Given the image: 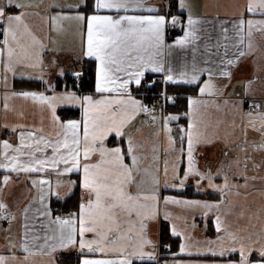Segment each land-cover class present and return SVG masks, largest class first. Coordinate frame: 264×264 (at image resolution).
Listing matches in <instances>:
<instances>
[{
    "label": "snow or ice",
    "instance_id": "obj_1",
    "mask_svg": "<svg viewBox=\"0 0 264 264\" xmlns=\"http://www.w3.org/2000/svg\"><path fill=\"white\" fill-rule=\"evenodd\" d=\"M29 7L23 0H0V67L13 75L17 66L44 71L45 52L59 51L48 46L56 44L51 34L38 35L29 25ZM47 7L42 19L49 33L59 35L72 24L80 54L69 68L52 60L49 70L57 69V83L40 76L45 91L3 96L5 113L11 110L9 100L19 97L48 113L50 125L46 132L43 117L39 127L3 125L17 138V143L0 140V221H9V231L17 217L9 211L5 192L14 178L25 177L36 193L22 209L19 241L6 237L10 254H0V264H18L17 248L26 254L25 261L37 253L52 257L71 248L79 254L78 264H161L158 249H171V244H158L150 231L153 224L164 222L171 236L179 238L180 254L210 257L195 264H264V207L237 214L230 199L240 196L242 188L254 187L258 177L249 171L264 167V99L254 97L259 77L241 82L243 95L227 91L234 69L254 50V30L264 32V0H245L235 17L217 18L215 24L195 17L189 0L162 5L148 0H53ZM177 26L183 35L168 43L167 29ZM174 49L184 54L179 66L171 60ZM86 63L91 64V82L85 76ZM0 80L8 87L6 75ZM59 83L63 91H57ZM61 105L78 107L80 118L61 119ZM209 106L218 114L214 120L206 111ZM157 120L159 131L167 134L169 158L153 173L140 168L141 145L134 132L137 122ZM215 144L222 145L221 158L200 167L199 148ZM141 171L150 176L147 190L143 179L137 180ZM50 173L78 174V181H69L82 192L74 212L53 215L51 196L59 199L60 193ZM190 181L197 191L211 190L218 198H185L182 193ZM62 183L57 180L55 188ZM260 197L264 204V188ZM169 205L198 212L206 228L211 218L215 237L193 240L187 229L196 227L195 217L190 226L180 228ZM245 216L247 226L237 227Z\"/></svg>",
    "mask_w": 264,
    "mask_h": 264
},
{
    "label": "crops",
    "instance_id": "obj_2",
    "mask_svg": "<svg viewBox=\"0 0 264 264\" xmlns=\"http://www.w3.org/2000/svg\"><path fill=\"white\" fill-rule=\"evenodd\" d=\"M23 2L27 4H31V7L26 9L31 15L27 18V22L33 28V30L41 36H46L51 34L52 38L56 41V44L53 45L51 43L48 44L49 48L57 47L59 49L58 52H45L44 54V71H41L40 68H31L24 66H17L16 73L13 75L11 72H5L2 67H0V76L6 75L8 77L7 84L8 87L4 86V82L0 80V140L9 139L12 143H17L16 134L11 133L9 128L3 127L5 123L9 125L23 123L29 126L35 125L37 127L41 126V119L43 117V126L45 127L46 132L49 129L50 125V115L48 113H41L39 107L31 101H25L19 97H13L9 100V104L11 105V110L7 113L4 112L2 106L3 96L6 92L12 91H45L47 85L44 81L39 79L40 76H44L45 81H50L51 83H57V69L52 67L49 70V66L53 59H56L63 65L65 68L71 67V62L75 57L79 56V36L75 32V28L72 24H66V29L63 33L57 35L56 33H49L48 24L42 19L45 17L48 12V5L53 2V0H23ZM58 3H75V0H56ZM149 3H155L158 5H162L166 3V0H148ZM191 5L192 13L195 17L204 18L207 20L213 21L215 24L217 18L220 20H224L226 18H233L237 15L238 9L245 3V0H189ZM175 13V9L173 10ZM259 18V17H257ZM186 22V21H185ZM205 28L212 30V26L205 25ZM218 34V24H216V30L212 31V35L215 38ZM183 35V32L180 30V34L170 37L168 31L166 35V40L168 43H172L178 36ZM2 39V36H0ZM204 42V37L202 35L201 41L199 43ZM253 43V51L251 54L246 55L241 59L240 65L238 68L234 69V79L232 84L228 88V93H239L243 95V86L242 81L253 79L254 76H258L256 84L254 85V97L259 101L264 99V32L254 30L252 36ZM184 58V54L179 49H174L171 57L172 62L179 66L181 61ZM89 63L83 65V68L88 66ZM31 77V79H29ZM206 78V77H205ZM63 79V78H61ZM25 81H34L38 82L39 85L37 88H31L26 84H21L20 82ZM20 83V84H19ZM57 91H63V83H59L57 87ZM46 94H51L50 92ZM207 99L212 100V97H208ZM222 99V98H221ZM247 107V106H246ZM69 111H79L78 107L61 105L57 108V114L63 118L65 114ZM206 111L210 114L211 119L216 118L215 109L212 106H209ZM23 112V118H21L18 113ZM80 118V117H79ZM74 118V119H79ZM73 119V118H66ZM181 123H185L184 120H181ZM136 128L138 131L134 132L136 137V141L141 145L138 148V153L140 154V168L145 169L148 168L151 172L155 173L157 168L163 167V162L165 159L169 158V153L165 151L169 148V143L167 141V135L160 130V121L157 120L156 123H141L137 122ZM175 132V127L173 128ZM221 147L220 144L215 145H207L201 146L198 152V160L200 167H204L208 163H212L213 165L221 158ZM257 161L261 160L260 156L256 157ZM251 169V165H249ZM2 174V173H0ZM50 178L52 184L54 186V190L60 193V198L57 199L56 195L53 194L51 196V206L53 200H65L68 196H70L74 189L78 186H73L69 183V181H78V174H70L65 176H56L54 173H50ZM249 175H256L258 178L254 181V187H249L247 190L241 189L240 196H231L230 199L237 204V214L240 211H245L248 214L257 213L260 211L264 204H262V200L260 197V189L264 188V167H262L259 171L253 172L249 171ZM163 180V177H161ZM143 179L144 184L143 187L145 190L151 187L150 176L146 175L142 171L137 174V180L140 181ZM62 180L63 183L57 189L55 188L56 181ZM220 181H217L219 183ZM190 186L187 187L183 192L190 191L191 188L194 189L195 192H199L205 195H215L214 198L208 199H217V195L212 193L211 190H200L194 186V182L190 181ZM242 183V181H241ZM31 189V190H30ZM135 190V186L133 187ZM245 192L250 193L251 195L245 196ZM36 189L31 188V185L25 181V177L21 176L19 181H15L8 187L5 192V198L9 203V211L14 213L17 219L11 223V229H9V221L2 220L0 221V254L9 255L8 251V240L6 237L11 238L13 240L19 241V237L22 233V222H23V207L28 204L32 197L35 195ZM169 194V193H165ZM176 194V193H171ZM188 199H192L190 197H185ZM200 200H205V198H200ZM33 204L35 202L33 201ZM169 211L173 214L174 218H178L175 220L176 224L180 228H184L185 225H191L193 223V217H195L196 227H188V233L192 236L193 240L203 241L205 239H213L215 237V231L212 227L211 218H209L208 227H205V222L200 218L199 213H192L190 210L169 205ZM68 213H62L60 210L53 212V215H67ZM43 220V218H40ZM235 219V217L233 218ZM253 224H257V220L255 218L252 219ZM248 224L247 216L241 217L239 223L236 225L237 227H245ZM39 227V224L37 225ZM151 238L156 241L158 244L160 243V224H153L150 231ZM177 238V237H176ZM15 251V255L18 257V264H61L59 261V257L61 255L67 256H78V252L76 249H68L63 251H57L53 254L52 257L47 255H40L37 253L36 255L29 256L28 260L25 261V253H23L18 248ZM159 257H160V248ZM210 259V257L196 256V255H187L180 254L179 248L177 255H171L167 261L169 264H172L173 260H182L185 264H195L196 261ZM164 261V260H163ZM161 260V264H163ZM139 264V262H137Z\"/></svg>",
    "mask_w": 264,
    "mask_h": 264
},
{
    "label": "trees",
    "instance_id": "obj_3",
    "mask_svg": "<svg viewBox=\"0 0 264 264\" xmlns=\"http://www.w3.org/2000/svg\"><path fill=\"white\" fill-rule=\"evenodd\" d=\"M85 71V76L91 82L92 80V75H91V64L89 63L88 66L84 68ZM21 84H26L30 86L31 88H37L39 83L34 82V81H25V82H20ZM19 83V84H20ZM80 117V112L79 111H69L63 118H79ZM82 195V192L80 188L77 186L73 193L68 196L65 200H53L52 201V208L55 211L60 210L62 213H69V212H74L77 207L78 203L80 200V197ZM184 197H190L192 199H200V198H214L215 195H205L201 194L199 192H195L193 188L190 189V191H185L182 193ZM168 228L167 222H164L160 224V242H164L167 244H171V249H164L160 248V260H167L169 257L172 255V253H177L178 252V243H179V238L172 237L170 234V231L166 230ZM59 261L61 264H78V256H67V255H61L59 257Z\"/></svg>",
    "mask_w": 264,
    "mask_h": 264
},
{
    "label": "built area",
    "instance_id": "obj_4",
    "mask_svg": "<svg viewBox=\"0 0 264 264\" xmlns=\"http://www.w3.org/2000/svg\"><path fill=\"white\" fill-rule=\"evenodd\" d=\"M180 30H181L180 27H175V28L170 27L167 29L170 37H174V36L180 34Z\"/></svg>",
    "mask_w": 264,
    "mask_h": 264
},
{
    "label": "rangeland",
    "instance_id": "obj_5",
    "mask_svg": "<svg viewBox=\"0 0 264 264\" xmlns=\"http://www.w3.org/2000/svg\"><path fill=\"white\" fill-rule=\"evenodd\" d=\"M167 135V134H166Z\"/></svg>",
    "mask_w": 264,
    "mask_h": 264
}]
</instances>
